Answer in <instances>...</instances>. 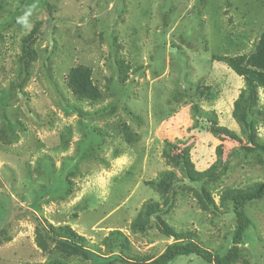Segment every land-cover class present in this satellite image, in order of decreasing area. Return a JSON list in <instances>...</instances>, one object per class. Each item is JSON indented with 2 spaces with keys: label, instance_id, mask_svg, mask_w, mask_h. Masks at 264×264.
Wrapping results in <instances>:
<instances>
[{
  "label": "rangeland",
  "instance_id": "374dc122",
  "mask_svg": "<svg viewBox=\"0 0 264 264\" xmlns=\"http://www.w3.org/2000/svg\"><path fill=\"white\" fill-rule=\"evenodd\" d=\"M262 33L264 0H0V264H146L187 241L223 257L230 198L264 185V94L250 134L232 113L246 85L216 61L253 54ZM77 66L96 101L72 94ZM243 211L228 264H264V199ZM66 227L86 254L65 244Z\"/></svg>",
  "mask_w": 264,
  "mask_h": 264
},
{
  "label": "trees",
  "instance_id": "16d2710c",
  "mask_svg": "<svg viewBox=\"0 0 264 264\" xmlns=\"http://www.w3.org/2000/svg\"><path fill=\"white\" fill-rule=\"evenodd\" d=\"M39 29L40 23L34 24L31 31L22 39L20 58L22 64V78L20 79L19 85L15 86L16 90L20 89L21 85L25 82L29 66L35 58L32 44L36 40ZM217 60V63L224 65L223 67L228 69L226 70L227 73H231L232 76H235V81L241 78L246 85L248 96L244 97L242 91L238 93L236 99L233 101L232 113H234V110L237 112V116L241 123L249 133L252 134L254 132V123L252 118H250L252 114L248 113L257 101V89H261L264 94V33L260 35L253 54L249 56H240L234 59L230 58L225 62L223 60ZM67 79L72 94L78 100L96 101L100 98L99 90L93 85L91 81V72L88 68L84 66L72 68L68 73ZM209 90L210 88L208 91ZM241 104L245 110H241ZM205 122V125L208 124L212 130L213 126L217 124L215 113L212 118H207ZM215 129L216 133L222 139H228L242 145L240 139L233 131L224 127H218ZM249 137L252 138L251 135H249ZM250 142L252 146L259 147L252 140ZM261 199H264V185H257L249 191L236 193L230 198L235 217V228L232 236V246L223 257L213 255L211 252L202 249L192 241H187L183 244H173L167 247L159 257L146 264H167L176 257H186L190 255L199 257L207 263L228 264L236 255L238 246L242 243L243 235L248 229V220L244 214L243 205ZM59 235H61L60 237L64 239L65 244L71 248L73 252L86 254V250H84L85 247L75 241V239H79V237L71 231L69 227L64 228V232L59 233Z\"/></svg>",
  "mask_w": 264,
  "mask_h": 264
}]
</instances>
